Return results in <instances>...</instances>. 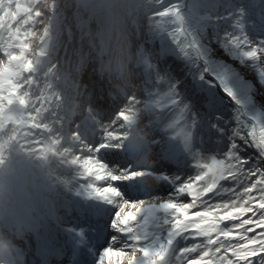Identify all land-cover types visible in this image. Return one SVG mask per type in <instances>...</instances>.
Instances as JSON below:
<instances>
[{"label":"snow or ice","instance_id":"6c2138e0","mask_svg":"<svg viewBox=\"0 0 264 264\" xmlns=\"http://www.w3.org/2000/svg\"><path fill=\"white\" fill-rule=\"evenodd\" d=\"M185 7L183 0H176L154 13V17L169 18L177 25L167 33L173 43L165 39L163 24L152 18L148 35L152 39L160 37L162 50L150 53L142 49V52H145L144 84L151 83L152 87L160 89L166 87L163 100L170 106L169 111L188 114L191 123L187 125L189 130L183 136L182 147L185 152H191V129L198 127L209 138L226 134L229 121L225 116L229 107L234 109L235 121L241 127L242 115H256V101L264 104V68L258 72L260 86L256 87L230 63L214 59L211 42H205L204 26L182 12ZM228 8L227 15L218 19L225 23L234 20L231 26L239 30V35L225 30L223 36L217 33L215 39L227 56L242 65L246 59L258 61L264 56V39H250L245 27L264 36V0L229 3ZM166 53L182 57L187 71L161 63ZM12 59L17 63L13 68L5 66L4 79L0 82V137L18 140L21 146L37 152L58 155L77 171L78 180L88 181L79 184L82 195L72 209L78 213L77 219L83 226L66 230L72 234L80 254L81 249H87V255L93 257L89 264H264V231L249 235L257 228H264V169L256 164L245 169L251 157L239 155L242 149L235 138L239 137L245 144L249 141L241 135L239 127L232 129L228 137L230 150L225 153L226 159L198 163L196 167L200 172L184 179L179 174L180 169L165 163H183L179 158L180 149L172 138L155 161H134L126 155L121 158L123 136L115 126L117 120H129L126 111L113 116L107 129L93 126L82 132L81 125L69 123L50 106L36 107L37 100L30 98L21 79L23 73L32 71V63L23 62L22 56ZM148 95L150 99L143 104L152 113L161 106V100L151 99L159 93L149 91ZM225 96L230 98L231 104ZM132 99L142 103L140 98ZM98 131L102 135L97 140ZM251 137L259 156L264 157V128L259 137L253 128ZM253 176L258 179L244 184ZM228 180L237 187L244 184L242 191L221 184ZM157 183L162 189L165 186L172 189L171 198L159 204L138 198L150 195ZM228 193L227 200L213 202L215 197ZM180 194L191 197L192 203L176 202ZM198 207L202 210L190 212ZM157 210H162L166 216L163 220V224L168 225L166 237L133 228L132 222L137 217ZM245 216L248 218L243 219ZM225 221L239 223L221 227ZM195 237L203 240L180 247V240ZM38 239L39 255L46 259L54 250L46 234H40ZM193 253H199V259L192 258ZM77 264L84 261L77 260Z\"/></svg>","mask_w":264,"mask_h":264},{"label":"rangeland","instance_id":"374dc122","mask_svg":"<svg viewBox=\"0 0 264 264\" xmlns=\"http://www.w3.org/2000/svg\"><path fill=\"white\" fill-rule=\"evenodd\" d=\"M173 2L176 0H152V10L139 26L140 40L138 43H143L145 49L150 53H160L162 50L160 37L152 39L148 35L152 18L163 24L165 39L169 44L173 43L167 33L173 31L177 25H174L169 18L154 17L156 11H162ZM183 2L186 7L181 11L199 20L204 26L203 35L205 42H211L213 58L223 59L230 63L240 71L245 79L259 87L258 72L260 68H264V63H261L264 61V56H261L256 62L246 59L245 64L242 65L239 60L227 56L220 42L215 39L217 33L223 36L225 30L233 31L239 35V30L231 26L234 20L231 23H225L223 19H218V15L222 14L220 17L227 15L230 11L229 3H248L249 0H183ZM256 2L258 3L259 0ZM53 5L55 8L52 7ZM38 13L39 15H37ZM245 31L249 34L250 39L257 41L264 39V36L250 31L247 25ZM247 48L248 46H245V50ZM164 55L165 57L161 58V63L187 71L182 57L172 53ZM13 56H22L23 62L30 61L32 63V71L23 73L21 79L25 85V91L30 93V98L37 100L36 107L50 106L55 114L63 117L66 121H68L67 114L70 111L75 113L85 105H90L92 109L96 110V115L100 117L101 123L109 125L113 116H116L119 111H124L125 105L134 103L133 97L140 98L143 104L144 101L150 99L149 91L154 94L159 93V95L151 97L153 100H161V106L155 108L151 113V119L157 128L151 159L153 161L159 159L162 149L166 147V142L172 138V142L177 144L180 149L179 158L183 163L177 164L173 161H165V163L173 169H180L179 174L184 179L193 177L200 172V169L196 167L198 163L210 164L213 159H226L225 153L230 150L228 137L231 135V130L237 127L240 129L241 135L249 141V144H245L239 137L235 138V142L242 149L239 155L243 158L251 157L248 165L256 164L264 169V157L259 156V150L254 147L251 137L253 128L257 137H259L261 129L264 128V104H260L257 100L256 115L244 114L241 116L242 127L235 121L234 109L229 107L228 115L225 116L229 125L223 137L214 135L209 138L208 134L201 132L198 127L191 129L192 151L185 152L182 147L183 136L189 130L187 125L191 123L188 114H181L179 110L169 111L170 106L163 100L166 87L160 89L152 87L151 83L144 84V66L135 69L136 82L140 85V90L136 95L128 93L122 97L116 93L112 83L115 69L104 68L103 61L106 57L103 52L93 49L86 41L81 40V33L71 23L70 13L67 11V0H0V82L4 79L5 66L13 68L17 63L12 59ZM173 75L178 76V73H173ZM23 90L21 89V91ZM221 95L224 94L221 93ZM225 99L231 104L230 98L225 96ZM122 122L121 120L116 121L115 127L118 131H120ZM168 125H172V127H168ZM101 135L102 133L98 131L95 139L98 140ZM77 154L80 153L77 152ZM120 156L125 158L122 151ZM244 167L246 169L247 165ZM256 179L258 176L250 177L244 181V184H250ZM87 182L83 179L79 180V184ZM221 184L228 188L237 187L231 180L222 181ZM244 184L237 187V191H242ZM171 193L170 187L165 186L162 189L157 183L152 188L150 195H141L138 198L159 204L171 198ZM229 196L230 193L217 196L213 202L227 200ZM176 202L190 204L192 200L191 197L180 194L176 197ZM201 210L202 208L198 207L191 209L190 212ZM70 213L66 215L65 222L69 220L68 218L71 221L76 219V217H69ZM248 216H251V213ZM248 216L243 219H247ZM165 218L163 211L157 210L151 215L142 214L137 217V220L132 222V226L136 230L147 231L164 238L168 230V225L163 224ZM233 223H239V221H225L221 227L231 226ZM260 231H264V228H257L249 235H255ZM202 240V237L190 238L187 241L180 240V247L191 246L192 243H199ZM138 255L140 254L138 253ZM192 258L199 259V253H193ZM65 264L70 263L66 262Z\"/></svg>","mask_w":264,"mask_h":264},{"label":"clouds","instance_id":"9594fccd","mask_svg":"<svg viewBox=\"0 0 264 264\" xmlns=\"http://www.w3.org/2000/svg\"><path fill=\"white\" fill-rule=\"evenodd\" d=\"M152 0H67L71 23L81 40L103 52V67L114 68L113 87L122 97L136 95L135 69L144 66L139 26ZM129 120L120 124L123 153L136 161L151 160L156 125L142 103L124 106ZM69 123L103 127L96 110L85 105L67 114ZM78 173L65 159L0 137V264H29V240L59 227L81 198Z\"/></svg>","mask_w":264,"mask_h":264},{"label":"bare ground","instance_id":"6f19581e","mask_svg":"<svg viewBox=\"0 0 264 264\" xmlns=\"http://www.w3.org/2000/svg\"><path fill=\"white\" fill-rule=\"evenodd\" d=\"M0 80H1V77H0ZM76 224H78V222H75V221L71 222L70 223L71 226L68 227L67 229H69V228H77L78 229L79 225L77 226ZM81 226H83V225H81ZM62 231H64L66 233L67 241L65 243L59 242V243L53 245L52 249L54 250L53 253L55 254L53 260H56L57 255L61 256L63 253H66V256L68 254H71V264H77V260L84 261V264H88V261L92 260L93 257L91 255H87V249H81V254H80V250L77 247L76 242L73 240L72 234L70 232H68L66 229L62 230V229H60V227H55V228H53V229H51V230H49L43 234L47 235L49 243H50L51 237L57 236L58 233L60 235ZM36 242H38L40 245V241H39L38 237L36 238ZM65 259H64V261L60 262V264H64Z\"/></svg>","mask_w":264,"mask_h":264},{"label":"trees","instance_id":"16d2710c","mask_svg":"<svg viewBox=\"0 0 264 264\" xmlns=\"http://www.w3.org/2000/svg\"><path fill=\"white\" fill-rule=\"evenodd\" d=\"M221 15H222V14H219L218 17H220ZM163 57H165V55H164ZM240 156H241V155H240ZM241 157H242V156H241ZM242 158H243V157H242ZM249 166H250V165H247V168H248ZM247 168H246V169H247Z\"/></svg>","mask_w":264,"mask_h":264}]
</instances>
